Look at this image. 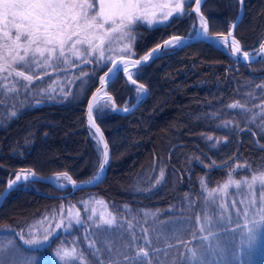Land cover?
Here are the masks:
<instances>
[{
	"label": "trees",
	"instance_id": "16d2710c",
	"mask_svg": "<svg viewBox=\"0 0 264 264\" xmlns=\"http://www.w3.org/2000/svg\"><path fill=\"white\" fill-rule=\"evenodd\" d=\"M193 5L185 7L190 16H173L153 27L138 25L134 55H121L140 58L173 35L195 32L198 16ZM244 7L235 36L243 50L257 52L264 42V0H244ZM201 9L210 33L225 34L236 19L239 0H206ZM162 54L134 74L149 90L136 110L127 115L117 114L112 106L95 110L112 153L103 182L69 197L62 194L71 190L60 192L40 181L18 186L0 209V235L23 231L62 204L96 196L119 219H127V211L135 216L160 211L162 220L169 222L184 219L188 227L179 241L182 249L184 241L191 240L203 204L202 177L213 187L226 179L233 165L264 169V59L237 64L205 41ZM103 61L92 58L78 67L85 74L71 82L72 88L67 86L65 96L42 95L48 75L15 93H0V194L10 174L21 169L42 176L67 172L76 181L90 180L99 171L101 148L87 128L85 110L111 64ZM108 89L120 108L138 99V87L128 84L121 72ZM237 102L241 108L230 107ZM177 118L185 128L175 127L176 137L160 143L152 132L163 123L173 127ZM169 208L174 211H166ZM164 228H170L168 222ZM57 242L58 237L53 238L43 251L49 252Z\"/></svg>",
	"mask_w": 264,
	"mask_h": 264
},
{
	"label": "snow or ice",
	"instance_id": "6c2138e0",
	"mask_svg": "<svg viewBox=\"0 0 264 264\" xmlns=\"http://www.w3.org/2000/svg\"><path fill=\"white\" fill-rule=\"evenodd\" d=\"M195 4L193 11L199 17L200 28L202 32H197L195 36H207L209 32L208 22L201 12L202 3L206 0H0V90L15 93L20 88L27 87L21 84L20 80L27 81L29 84L34 77L28 74L33 71L34 67L47 68L54 67L59 64H71L72 59L82 60L83 63H91V57L95 56L97 62L105 60V50L112 52L116 49L113 47V42L127 41L123 47L119 48L121 53L129 56L134 55L132 44L135 41L134 29L138 25H160L169 21L170 17L190 16V13L185 11V7H192ZM243 5L244 0H239ZM157 8H166L167 11L161 12V18L157 17ZM170 26V25H169ZM237 25L232 24L227 34H219L222 36V43L231 48L233 56L242 55L243 60L248 61L250 54L241 47V43L233 35ZM231 40L229 41V38ZM23 38V39H22ZM195 38V37H193ZM184 43L180 36L173 35L171 39L164 41V46L180 47ZM160 51V46L152 49L147 55L143 56V62H148L150 59L156 58V54ZM259 52L264 54V43L259 46ZM111 66L107 68L106 76L111 78V74L120 70L119 65L123 64V72L128 75L133 84L136 80L132 79V74L129 72V63L139 65L142 63L140 59L133 61L126 60L121 56L119 62L112 57ZM55 62V65L53 64ZM10 78L14 79L9 85L7 81ZM42 78V77H37ZM101 84H105L106 80L101 79ZM141 93L146 92L143 84L139 85ZM96 97H93L95 100ZM93 104L88 105V120L91 127H95L93 119ZM231 108H241L240 103H233ZM264 111V105H261ZM127 111V109H125ZM15 115V112L12 113ZM96 133H100V129L96 128ZM211 139V138H209ZM100 141L103 142V136L100 135ZM109 162L108 145L104 143L103 160L99 164V172L95 175L90 183L99 182L102 179L105 166ZM161 172V178H163ZM29 176L35 178L34 171L21 172L15 174V179L10 180L8 188L11 189L17 182L28 180ZM61 178L77 187L76 181L67 173L63 172L56 176L54 183L58 187L65 185L60 183ZM202 183H204L202 181ZM235 186L237 190H241L246 186L248 189H254L249 197H245L240 201L244 205L243 208L237 207V202H232V207L237 208V216L243 215L247 221L250 213L253 215L251 221L246 222L243 227L247 229L246 242L249 247L256 245L264 232V170L259 173L252 174L249 179L243 181L229 177L227 183L218 189L208 191V204H214L213 199L217 195L227 196L229 188ZM255 191H259V205ZM97 203H104L97 201ZM74 207V206H73ZM221 212L227 211V206L224 203L219 204ZM92 215L95 216V210H92ZM200 231L206 229L211 233L210 225L213 223L211 216L204 212ZM68 217L74 220L75 223H81V214L77 210L73 214L71 210L68 212ZM91 218V217H90ZM197 222H201V217H196ZM98 229L102 226L112 227L116 225V217L111 213H102L99 216L98 222L94 221ZM64 224L61 218L55 224L57 229ZM123 225H121L122 227ZM131 228V225H129ZM146 231V230H145ZM44 241L49 239L48 230L45 229ZM103 231L99 235H103ZM203 240H208V236L202 237ZM135 236L133 234V241ZM28 244L39 245L38 240H26ZM148 243L147 240L145 241ZM11 243V242H9ZM90 248H95V242H90ZM131 247V245L129 246ZM100 249H96L91 253L92 257ZM111 251V250H107ZM191 256L181 262V264H207L204 257L210 252V247L201 246L199 254L197 250H189ZM57 256L61 261H71V264H104L100 260H89L83 252H77L76 248L61 249L57 252ZM121 257L116 259L115 257ZM150 253L144 247H139L135 252L117 251L114 255L108 256L109 264H152L149 258ZM27 264H35L29 259Z\"/></svg>",
	"mask_w": 264,
	"mask_h": 264
},
{
	"label": "rangeland",
	"instance_id": "374dc122",
	"mask_svg": "<svg viewBox=\"0 0 264 264\" xmlns=\"http://www.w3.org/2000/svg\"><path fill=\"white\" fill-rule=\"evenodd\" d=\"M185 2L187 3V0H185ZM164 11H167V9L157 8V17L162 19L160 13ZM174 16H176L175 13ZM171 18L172 17H170L169 20H171ZM193 30L196 32L201 30L199 19L194 25ZM124 43H127V41H114L113 47L116 50L112 52L107 51L106 46L105 60L103 62L111 63V60L107 59L108 57L117 59L120 56H123L121 55L122 53L119 51V48L123 47ZM92 58L96 59L95 56L91 57V59ZM53 64L55 65V62H53ZM83 64L86 63H83L82 60L78 61L73 58L71 64L61 63L54 67L47 68L34 67L33 71L28 74H31L34 77L31 84L36 82L38 76H51L48 80V87L42 91L43 96H65L68 90L67 86H69V84H71V82L78 76L80 77L85 74L82 71H78V67ZM14 79L18 78H10L7 83L11 85ZM20 83L27 86L31 85L29 82L23 80H20ZM73 84L74 83L71 84L70 88L73 87ZM18 88L20 89L19 85ZM2 92L3 94H10L9 92L0 90V93ZM141 94L142 93L139 91V95ZM100 107L102 109H108L111 107V103L110 101L103 102L100 105H97L96 109ZM123 108H128V106H123ZM174 123L172 125L173 127H168L164 123L165 126L163 124L158 125L157 130L155 128L152 134L157 135V140H159L160 143L166 144L176 137L177 132H175V127L180 130L185 128L182 118H177ZM95 140L96 142L98 141L96 136ZM261 170L264 169H251L246 166V164H243L242 166L239 164L233 165L231 170L227 171L226 179L213 187H209L207 178L202 177L201 181L204 182L202 183L204 200L201 209L198 212L199 214L197 215L201 217V222H197L196 219V225H194L195 230L190 236L191 240H188L187 242L184 241L185 245L182 246V249L178 248V246L181 245V242L179 241L181 237L186 236L185 229L188 227L184 219L183 222L182 220H176L175 217L169 222L167 220H162L160 213L162 214L163 212L160 211H142L140 215L137 216L132 215L127 211V219H119L116 217V225L112 227L105 225L98 229L94 221L98 222L100 214H114L105 200L94 196L93 198L62 204V206L50 216L42 218L23 231L13 232L9 230V232L1 234L0 264H27L29 259L34 261L35 264H71V261H61L57 256V252L61 249L70 250L72 248H76L77 252H83L89 260L95 259L103 261L104 264H109L107 259L109 255H114L117 251L125 250L134 253L139 247H144L149 251V258L152 260V264H181L182 261L191 256L190 249L197 250L199 254L202 245L210 247V252L204 257L207 264H264V232L261 233L258 243L249 247L245 235L247 229H245L243 225L246 222L251 221L254 217L250 213L246 221L243 215L237 216V208L232 207V202L236 201L237 207L243 208L244 205L241 204L240 201L244 200L245 197H249L251 193L258 188V185L254 186V189H248L244 186L241 190H237L233 185L229 188V194L227 196L217 195L213 198L215 203L208 204V191L222 187L227 183L230 176L233 179L243 181L249 179L252 174L259 173ZM255 195L257 204L259 205V191H255ZM97 201H103L104 203H97ZM220 203L226 204L227 211L221 212V209L219 208ZM93 209L95 210V216L92 215ZM69 210H71L73 214L77 210L80 211L81 223L77 224L74 220L70 221L68 217ZM166 211L173 212L174 208L166 209ZM204 212H207L213 220V223L210 225L211 233L207 229L203 232L200 231L203 218L202 214ZM61 218L63 219L64 224L61 228L57 229L55 224L59 222ZM167 222L168 225H170L168 230L164 228L166 227ZM121 225L123 226L121 227ZM129 225H131V228H129ZM45 229H47L49 233V239L47 241L43 240V237L46 234ZM101 231H103V235H99ZM114 233H116V236ZM133 234L135 236L134 242H132ZM117 235L121 239H118ZM204 236H208L209 239L206 241L203 240L202 237ZM55 237H58V242L53 245L49 252L43 251L46 247L52 244V240ZM30 239L38 240L41 243L36 245L25 242ZM120 240H126V242L122 243ZM146 240L148 242L147 244L145 242ZM93 241L95 242V248H90L89 244ZM130 245L131 247H129ZM96 249H100V251L96 253L95 257H92L90 254L95 252ZM115 258L121 259V257L118 256ZM124 264H128V262L124 261Z\"/></svg>",
	"mask_w": 264,
	"mask_h": 264
},
{
	"label": "water",
	"instance_id": "95a60500",
	"mask_svg": "<svg viewBox=\"0 0 264 264\" xmlns=\"http://www.w3.org/2000/svg\"><path fill=\"white\" fill-rule=\"evenodd\" d=\"M202 5H203V3H202ZM195 8V4L193 5V8H192V10ZM239 11H238V13H237V15H236V19L231 23V25L232 24H235V25H237V27L240 25V23L243 21V17H244V14H245V7H244V3H243V5H241L240 3H239ZM201 12H202V9H201ZM203 14V13H202ZM199 18V17H198ZM206 19V18H205ZM207 22H208V20H207ZM231 25H230V28H231ZM208 26H209V22H208ZM237 27L234 29V31H233V35L235 36L236 35V31H237ZM229 28V29H230ZM198 32V31H197ZM197 32H195V33H193V34H189V35H183V36H180L182 39H183V41H184V43L180 46V47H171V46H168V47H165L164 46V41L163 42H161L162 44H160V45H158V46H160V51L156 54V58H153V59H150L148 62H143V60H142V58H143V56H145V55H147V53L146 54H144V55H142L140 58H134V57H126V56H124V58L126 59V60H129V61H133V60H136V59H140L141 61H142V63L141 64H139V65H133L132 63H129V65H128V67H129V72L132 74V79H135V77H133L134 75H133V73H135L136 71H138V70H140L141 68H143V67H145V66H147V65H149V64H151L152 63V61H154L155 59H158V58H160L163 54V52L165 51V50H170V49H173V48H178V49H180V48H183V47H186V46H190V45H193L194 43H196V42H208V43H210L211 45H213L214 47H217L220 51H222L223 53H225V54H228L230 57H231V59L233 60V61H235L237 64L238 63H240V64H244V65H248V64H252V63H255V62H258L259 60H261V59H264V54H261L260 52H259V48H258V51L257 52H249V54H250V59L248 60V61H245V60H243V58H242V55H240V54H237L236 56H233L232 55V53H231V48L230 47H227V46H225L223 43H222V36H220L219 34H211L210 33V30H209V32H208V34H207V36H195V34L197 33ZM200 32V31H199ZM227 33H225V35H226ZM193 37H195V38H193ZM236 37V36H235ZM169 39H171V38H169ZM236 39H237V37H236ZM168 40V39H167ZM231 40V37L229 38V41ZM240 41V40H239ZM241 43V42H240ZM264 43V42H263ZM241 47H242V44H241ZM154 48H157V46L156 47H154ZM154 48H152V49H154ZM152 49H151V51H152ZM242 49H243V47H242ZM150 52V51H149ZM120 58H121V56L119 57V58H117L116 60H117V62H119V60H120ZM111 66V64L109 65V67ZM123 67H124V65L123 64H120L119 65V68H120V70L119 71H117V72H114L113 74H111V78L110 79H108L107 78V76H106V73L105 74H103L101 77H100V81H101V79L104 77L105 78V80H106V83L105 84H101V82L99 81V85H98V87L96 88V90L91 94V96L89 97V102H88V104H87V106H86V122H87V128L89 129V130H91L92 132H94L95 134H96V137H97V140H98V143L100 144V148H101V153H102V160H103V151H104V143H107V145H108V152H109V162H108V164L105 166V170H104V172H103V176H102V179H101V181H99V182H94V183H90L89 181H92L93 179H94V177L92 178V179H90V180H82V181H76L72 176V179L73 180H75L76 181V185H77V187H73L72 186V184L70 183V182H68V181H66L65 180V182H60V183H62V184H64L65 186L64 187H58L57 185H56V183H54V181H55V178H56V176L58 175V174H51L50 176H42V175H38L33 169H28V170H23V169H21V170H19V171H17L15 174H17V173H21L22 171L23 172H28L29 170L30 171H34L35 173H36V177L35 178H33V177H31V176H29V179L28 180H21V181H19V182H17V184L16 185H14L11 189H9L8 188V184H9V181L10 180H14L15 179V174L13 175V173H11L10 174V176H9V178H8V181H7V185H6V187L4 188V191L0 194V209H1V207L4 205V203L6 202V200H7V198H8V196L14 191V189H17L18 188V186H20V185H22V184H26V183H28L29 181H37V182H42V183H44V184H47V185H51L53 188H55L56 190H58V191H62V192H65V191H67V190H71L69 193H66V194H62V196L63 197H69V196H71L74 192H77V191H79V190H82V189H92L93 187H95V186H97V185H99L100 183H102L103 182V180L106 178V174H107V171H108V169H109V167H110V161H111V157H112V153H111V148H110V145H109V142H107V138H106V135H105V132H103V130H102V128L99 126V124H98V122L96 121V117H95V108H96V106H97V98L99 97V95H100V93H102V92H107L108 93V96H109V98L111 99V103H112V106H113V110H115V112L117 113V114H120V115H127V114H130V113H132V111H134V110H136V108H138V106H140L142 103H143V101L146 99V97L148 96V94H149V90H148V88L144 85V87H145V89H146V92H144V93H142L141 95H139L138 96V99H137V101L131 106V107H129V108H119L118 106H117V104H116V101H115V99H113V96L111 95V94H109V86H110V84H112L116 79H117V77H118V75L120 74V72L122 73V75H123V77L125 78V80H126V82L128 83V84H133L132 82H131V80L129 79V77H128V75L127 74H125L124 72H123ZM136 80V79H135ZM141 83H139L137 80H136V84H133L134 86H136V87H138V89H139V85H140ZM96 97V99L95 100H93V97ZM93 104V119H94V121H95V127H91L90 126V124H89V120H88V105L89 104ZM125 109H127V111H125ZM96 128H99L100 129V133L99 134H97L96 133ZM102 134V136H103V142H101L100 141V135ZM102 160H101V162H102ZM99 172V171H98ZM97 172V173H98ZM63 173V172H62ZM96 173V174H97ZM95 174V175H96ZM13 175V176H12Z\"/></svg>",
	"mask_w": 264,
	"mask_h": 264
},
{
	"label": "bare ground",
	"instance_id": "6f19581e",
	"mask_svg": "<svg viewBox=\"0 0 264 264\" xmlns=\"http://www.w3.org/2000/svg\"><path fill=\"white\" fill-rule=\"evenodd\" d=\"M199 31L202 32V29ZM103 79L105 78L103 77ZM107 101H111V99L109 98L108 93L104 91L100 93L99 97L97 98V105H100L101 103L107 102ZM60 182H64L63 178H61Z\"/></svg>",
	"mask_w": 264,
	"mask_h": 264
}]
</instances>
